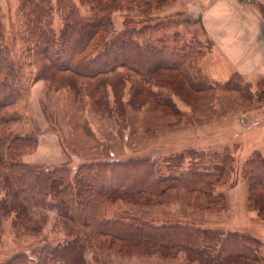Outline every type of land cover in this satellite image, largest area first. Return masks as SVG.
<instances>
[{
    "label": "rangeland",
    "instance_id": "1",
    "mask_svg": "<svg viewBox=\"0 0 264 264\" xmlns=\"http://www.w3.org/2000/svg\"><path fill=\"white\" fill-rule=\"evenodd\" d=\"M72 1L82 13L89 14L79 0ZM213 1L165 0L151 12L139 7L118 8L112 17V35L133 28L134 39L143 44L158 47L160 40L170 42L175 34H181V42L193 43L199 50L197 68L208 82L201 86L196 84L199 81L190 84L178 69L168 66L142 72L124 65L93 74L57 69L44 52L41 39L30 37L22 0H0L4 41L19 70L14 104L0 110V131L10 129L11 134L37 138L38 147L26 160L66 164L72 170L84 162L148 157L161 175L180 176L190 168L213 171L218 162L211 154L228 150L231 177L216 188L214 198L221 195L223 200L217 209L192 202L186 191L170 205L156 203V199L142 206L117 203L129 209L134 205L159 224H191L221 229L225 234L250 233L258 242L255 259L235 264H264V197L261 211L259 205L250 203L249 186L242 175L247 158L254 152L264 155V78L234 72L214 47L201 18ZM239 1L263 13L264 0ZM158 22L162 23L153 28ZM53 26L57 31L63 26L57 9ZM172 42L169 45H174ZM164 86L173 90L167 96L169 101ZM160 87H164L163 92L158 91ZM81 233V225L55 208L12 215L4 221L0 235V260L19 252L34 256L35 248L63 244ZM81 258L86 264H197L185 253L173 259L119 257L102 256L93 248H85Z\"/></svg>",
    "mask_w": 264,
    "mask_h": 264
},
{
    "label": "trees",
    "instance_id": "2",
    "mask_svg": "<svg viewBox=\"0 0 264 264\" xmlns=\"http://www.w3.org/2000/svg\"><path fill=\"white\" fill-rule=\"evenodd\" d=\"M164 1L79 0L87 7V15L72 0H22V5L30 37L41 39L44 52L57 69L93 74L121 66L142 72L168 66L178 69L190 84L199 81L196 84L201 85L205 78L197 68L198 47L181 42L178 39L181 34H175L167 43L160 40L156 47L136 41L133 28L118 35L111 33L112 17L118 8L139 7L146 13L157 10ZM56 9L63 16V26L58 31L53 26ZM2 14L0 4V110H5L14 104L19 70L4 41ZM171 42L174 45H169ZM166 88L167 97L173 90ZM158 96L164 95L158 93ZM37 147L34 136L14 135L10 129L0 131V235L4 221L10 216L45 208H55L81 225L82 233L63 244L47 243L35 248L34 256L19 252L0 260V264H86L81 258L85 248H93L102 256L119 257L154 255L173 259L185 253L188 260L197 264H235L241 259H255L258 242L250 233L225 234L221 229L191 224H159L134 205L129 209L117 203L142 206L156 199V203L170 205L179 201L186 191L194 203L211 208L222 206L221 195L214 197L217 186L228 183L231 177L228 150L211 154L219 163H215L211 172L190 168L180 176L167 177L161 175V170L148 157L84 162L75 170L66 164L53 166L26 160ZM242 175L249 186L250 203L259 205L262 211L264 155L254 152L247 158ZM203 198L208 199L203 201Z\"/></svg>",
    "mask_w": 264,
    "mask_h": 264
},
{
    "label": "crops",
    "instance_id": "3",
    "mask_svg": "<svg viewBox=\"0 0 264 264\" xmlns=\"http://www.w3.org/2000/svg\"><path fill=\"white\" fill-rule=\"evenodd\" d=\"M201 18L231 70L247 78H264V14L260 10L239 0H214Z\"/></svg>",
    "mask_w": 264,
    "mask_h": 264
}]
</instances>
